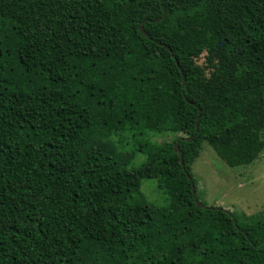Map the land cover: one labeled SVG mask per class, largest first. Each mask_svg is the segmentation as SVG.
<instances>
[{
	"label": "trees",
	"instance_id": "1",
	"mask_svg": "<svg viewBox=\"0 0 264 264\" xmlns=\"http://www.w3.org/2000/svg\"><path fill=\"white\" fill-rule=\"evenodd\" d=\"M263 132L264 0H0V264H264V211L197 206L190 169Z\"/></svg>",
	"mask_w": 264,
	"mask_h": 264
},
{
	"label": "rangeland",
	"instance_id": "2",
	"mask_svg": "<svg viewBox=\"0 0 264 264\" xmlns=\"http://www.w3.org/2000/svg\"><path fill=\"white\" fill-rule=\"evenodd\" d=\"M231 131H239V127L231 128ZM182 134V132L176 133V135L181 136ZM174 136L171 133L165 136L150 133L146 134L145 138L151 139L150 141L155 144L157 141H170L175 138ZM115 138L113 137V140ZM122 139L134 140L130 137ZM138 139L142 140L143 138L138 137ZM132 143H134V146L126 150L129 155L133 154L132 150L136 147L141 149L137 141H132ZM121 146L116 143L115 150H122ZM149 146L150 143L146 147V151H148ZM123 153L126 155L125 151ZM133 158L131 165L135 167L140 165L144 160V156L140 152ZM86 168L87 164L79 160L77 168L79 172L77 171L75 177L72 179L74 186L79 190L85 186L83 177ZM190 169L197 185V199L202 204L221 206L230 212L236 211L245 215L264 211V149L249 164L236 163V165H230L210 143L203 140L199 154L191 164ZM152 183L153 180L151 179H143L141 181V189L149 203L159 205L163 200L160 197L158 189H154Z\"/></svg>",
	"mask_w": 264,
	"mask_h": 264
},
{
	"label": "water",
	"instance_id": "3",
	"mask_svg": "<svg viewBox=\"0 0 264 264\" xmlns=\"http://www.w3.org/2000/svg\"><path fill=\"white\" fill-rule=\"evenodd\" d=\"M164 16V14L160 17V18H162ZM139 29L141 30V32L143 33V34H145L146 36H148L147 34H146V32L142 29V26L140 25V27H139ZM183 82H185V78H184V76H183ZM197 125H198V121H197V119L195 120V126H196V128H197ZM179 140V139H178ZM178 140L174 143V151L175 152H178L179 153V157H180V163H181V165L183 164V162H182V152L179 150V148H178ZM188 140H191V138H188ZM192 190H193V188H192ZM193 196H194V198H195V194H194V192H193ZM195 200V203L197 204V206H199V207H205V205L204 204H202L201 202H199L198 200H196V199H194Z\"/></svg>",
	"mask_w": 264,
	"mask_h": 264
},
{
	"label": "clouds",
	"instance_id": "4",
	"mask_svg": "<svg viewBox=\"0 0 264 264\" xmlns=\"http://www.w3.org/2000/svg\"><path fill=\"white\" fill-rule=\"evenodd\" d=\"M182 136H184V133L182 134ZM182 136L180 135V137H179V138H181ZM189 138H191V137H189Z\"/></svg>",
	"mask_w": 264,
	"mask_h": 264
}]
</instances>
